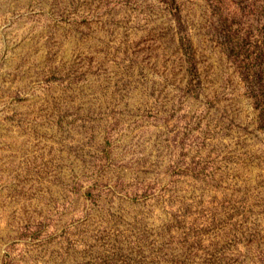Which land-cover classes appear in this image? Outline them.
Wrapping results in <instances>:
<instances>
[{"label": "rangeland", "instance_id": "374dc122", "mask_svg": "<svg viewBox=\"0 0 264 264\" xmlns=\"http://www.w3.org/2000/svg\"><path fill=\"white\" fill-rule=\"evenodd\" d=\"M0 264H264V0H0Z\"/></svg>", "mask_w": 264, "mask_h": 264}]
</instances>
